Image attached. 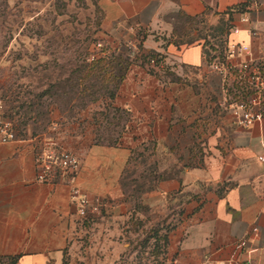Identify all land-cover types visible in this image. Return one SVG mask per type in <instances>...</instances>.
<instances>
[{
    "label": "crops",
    "instance_id": "crops-1",
    "mask_svg": "<svg viewBox=\"0 0 264 264\" xmlns=\"http://www.w3.org/2000/svg\"><path fill=\"white\" fill-rule=\"evenodd\" d=\"M96 1L114 48L129 55L137 50V58L158 53L163 66L129 67L110 100L129 113L116 143L95 142L89 115L80 120L81 131L80 122L64 121L55 132L27 129L0 143V264H8L13 256L17 260L12 264H61L65 255L74 253L81 231L71 195L75 186L88 197V217L99 232H105L104 238L110 236V226L117 230L116 237L123 235L118 226L137 199H148L143 204L149 206L157 199L179 210V220L168 234L170 264H264V162L257 159L264 152V116L249 126L225 124L227 137L208 139L209 152L200 159L196 148L202 138L193 123L208 110L210 102L205 105L204 98L221 94L227 70L220 73L213 68V60L209 62L204 53V39L178 44L163 39L176 26L177 12L214 26L229 20L228 43L248 46L249 56L264 65V0H253L248 10L230 17L226 10L246 0ZM139 30L146 32L141 50L135 45ZM246 57L228 62L237 64ZM172 74L188 80L204 74L206 89L170 81ZM51 124L55 127L57 122ZM52 147L78 157L80 166L72 183L37 179V156ZM147 149L160 177L133 197L126 170Z\"/></svg>",
    "mask_w": 264,
    "mask_h": 264
},
{
    "label": "rangeland",
    "instance_id": "rangeland-1",
    "mask_svg": "<svg viewBox=\"0 0 264 264\" xmlns=\"http://www.w3.org/2000/svg\"><path fill=\"white\" fill-rule=\"evenodd\" d=\"M102 20L96 0H0V105L16 132L23 134L29 129L41 134L51 128L55 132L64 121L80 122V130V120L89 115L95 125V142L121 137L124 117L114 111L117 106L110 100L116 95L111 98L109 92L120 68L116 62L124 51L111 44ZM183 21L176 19L177 39L208 41L206 51L226 67L228 75L221 94L205 97V105L210 102L208 110L201 111L193 121L198 138H202L196 151L203 159L211 146L208 139L221 141L227 137L225 124L234 121L233 111L248 102L253 87L239 68L226 65L228 34L214 29L219 24L214 26L202 19L184 33L187 25ZM145 34L139 31L136 46ZM205 78L204 74L196 80L169 76L170 81L200 91L206 89ZM53 121L57 122L55 127ZM147 154H151L148 149L140 151L126 170L133 197L160 177ZM200 159L195 163H201ZM138 200L118 226L123 233L119 238L114 235L118 234L114 226L107 232L110 236L104 238L105 232H99V226L89 217L78 220L81 231L75 238V251L65 255L61 264H170L168 234L179 220V210L157 199L151 206L143 204L148 199Z\"/></svg>",
    "mask_w": 264,
    "mask_h": 264
},
{
    "label": "built area",
    "instance_id": "built-area-1",
    "mask_svg": "<svg viewBox=\"0 0 264 264\" xmlns=\"http://www.w3.org/2000/svg\"><path fill=\"white\" fill-rule=\"evenodd\" d=\"M233 32H238L237 28H232ZM139 51L134 50L130 56L135 57V64L143 66L146 70L161 69L162 62L157 63L155 58H137ZM247 55V57L237 64H231L229 59L237 56ZM227 66H235L244 73L245 79L253 87L250 99L247 103H243L233 111L234 122L241 126H249L254 121L264 116V65L258 64V61L249 56L248 46L239 42H229L227 50ZM211 65L214 69L223 73L226 67L213 59ZM0 109L2 106L0 105ZM16 137L12 122L0 115V143L13 140ZM259 162H264V152L257 156ZM39 171L37 179L45 182L63 181L72 183L75 173L78 171L80 161L78 157L69 150L61 148H44L37 156ZM71 195L76 204V213L79 218L88 217V208L90 201L88 197L81 192L76 186L72 188ZM252 232H257V228L253 227ZM243 242V240H242ZM205 264V263H204Z\"/></svg>",
    "mask_w": 264,
    "mask_h": 264
},
{
    "label": "trees",
    "instance_id": "trees-1",
    "mask_svg": "<svg viewBox=\"0 0 264 264\" xmlns=\"http://www.w3.org/2000/svg\"><path fill=\"white\" fill-rule=\"evenodd\" d=\"M252 2H253V0H246L245 2H243L241 4L234 5V6L228 8L226 10V14H228L229 17H230L232 15V13H234V12H244V11L248 10L251 7ZM102 15H103V13H102ZM175 17H176L177 20H178V18L179 19H181V18L184 19V21L182 23L185 22V25H187V26H184V28H183L184 29V33H186L185 31L187 29L190 30L192 28L191 26L193 25V23H196L197 21H202V19H203V18L198 17V16H187V15L181 13V12H177ZM231 27H232L231 22H229V20H227L226 22L220 21L219 22V26L217 28H214V29L222 31V32H225V34H227ZM139 31H141V30H139ZM145 35H143L142 37H144ZM178 35H179V33H177V29H176V26H175L172 29V31H171L170 37H168V39H167L164 36L163 39H164V41L167 44L170 43V41L174 42L175 44H178L180 42H183L181 39L180 40L177 39ZM142 37H141V40H142ZM190 41H192V40H189L187 42H190ZM207 44H208V41L204 40V43H203V45H204V53L206 54L208 61L211 62L216 57L214 55H209L210 53L208 54V52L206 51ZM137 47H138L139 50H141V44L140 45L138 44ZM212 50H213V48H212ZM120 53H122L123 56L120 55L118 57V62H116V64H119L120 68H118V70H117L116 79L113 80L112 90L109 92V96L111 98H113L116 95V92H117L120 84L122 83L123 79L125 78L126 73H127L128 69H129V67L131 66V64L136 62L135 57L133 58L129 54L125 53V52H120ZM143 58L144 59H146V58H155L157 63H160L162 61V56H160L158 53H147V54L144 55ZM218 63L222 64L219 60H218ZM113 109H114V111L122 112V115L124 117V124L122 126V129L124 131V129L126 127V124L129 121V113H128L127 110L122 109L120 107H113ZM2 116L7 117V114H6V112L4 110H2ZM117 141H118V139H115V141H112V142H110V141H108V142L109 143H116ZM8 259H9L8 264H12V263H14L17 260V256L9 257Z\"/></svg>",
    "mask_w": 264,
    "mask_h": 264
}]
</instances>
